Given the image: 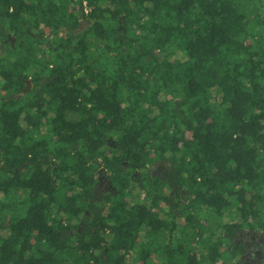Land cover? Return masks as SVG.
Masks as SVG:
<instances>
[{"label":"trees","instance_id":"trees-1","mask_svg":"<svg viewBox=\"0 0 264 264\" xmlns=\"http://www.w3.org/2000/svg\"><path fill=\"white\" fill-rule=\"evenodd\" d=\"M247 229L264 0H0V264H233Z\"/></svg>","mask_w":264,"mask_h":264},{"label":"flooded vegetation","instance_id":"flooded-vegetation-1","mask_svg":"<svg viewBox=\"0 0 264 264\" xmlns=\"http://www.w3.org/2000/svg\"><path fill=\"white\" fill-rule=\"evenodd\" d=\"M13 36L14 35L11 36L10 34H7V37L11 39L12 43L14 42L12 40ZM2 43H4V41H2ZM30 86L31 83L29 87ZM98 179L99 181L97 183V186H100L106 178L104 175L100 174L98 176ZM106 185H102V188H108V186ZM239 235H243V251L238 256L234 264H264V233L257 229H247L245 232Z\"/></svg>","mask_w":264,"mask_h":264},{"label":"rangeland","instance_id":"rangeland-1","mask_svg":"<svg viewBox=\"0 0 264 264\" xmlns=\"http://www.w3.org/2000/svg\"><path fill=\"white\" fill-rule=\"evenodd\" d=\"M157 166H159V164H155V167H157ZM106 181H107V179H105ZM103 181L102 183H101V185L100 186H102V185H106L107 184V182L106 181ZM108 185V184H107ZM106 185V186H107ZM246 230H244V231H242V232H240L239 234H242L243 232H245ZM237 235V238H239L240 240L241 239H243V235ZM147 250H148V252L152 255L153 253H154V249L153 248H151V247H147ZM236 260L237 259H235V260H233V264H234V262H236ZM138 264H141V263H138Z\"/></svg>","mask_w":264,"mask_h":264},{"label":"water","instance_id":"water-1","mask_svg":"<svg viewBox=\"0 0 264 264\" xmlns=\"http://www.w3.org/2000/svg\"><path fill=\"white\" fill-rule=\"evenodd\" d=\"M12 40L13 41L15 40V37L14 36L12 37ZM25 81H26V89H28L31 82H30L29 79H26ZM17 96H19V95H17ZM107 183H109V181H107Z\"/></svg>","mask_w":264,"mask_h":264}]
</instances>
